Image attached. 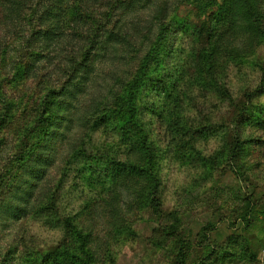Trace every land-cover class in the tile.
<instances>
[{"label":"rangeland","instance_id":"374dc122","mask_svg":"<svg viewBox=\"0 0 264 264\" xmlns=\"http://www.w3.org/2000/svg\"><path fill=\"white\" fill-rule=\"evenodd\" d=\"M156 1L179 3L158 61L137 87V47L118 61L99 40L82 91L78 78L65 91L71 104L78 98L74 107L52 126L37 109L46 86L65 81L55 59L37 61L45 78L38 87L14 69L15 51L2 64L0 264H43L49 251L75 246L66 220L88 235L91 264H264V42L228 53L209 74L196 56L203 18L189 21L183 0H134L125 19L144 24ZM204 4L213 11L210 0H198L190 15ZM108 7L112 16L123 9ZM261 12L264 21V0ZM95 100L110 103L108 122L93 125V112L83 125L79 115ZM135 122L155 150L160 187L153 202L137 200L130 193L136 185L116 187L106 173V157L127 158ZM236 138L242 149L232 158Z\"/></svg>","mask_w":264,"mask_h":264},{"label":"trees","instance_id":"16d2710c","mask_svg":"<svg viewBox=\"0 0 264 264\" xmlns=\"http://www.w3.org/2000/svg\"><path fill=\"white\" fill-rule=\"evenodd\" d=\"M109 1L0 0V71L5 59L15 51L17 60L13 62L14 69L27 80L36 81V87L43 85L45 79L44 76H39L44 67L43 62L40 64L38 60L55 59L53 70L65 78L58 89L52 87L51 83L46 86L45 99L37 109L38 116L48 114L46 120L50 126L61 113L74 107L73 101L76 102L78 98H73L71 104L70 101L63 99L68 96L65 91L74 78L79 79L74 84L75 89L78 92L82 91L80 81L83 78L86 81L95 68L99 55L95 49L99 40H103V51L110 52L108 47H112L113 57L118 61H126L133 52L130 47H137L138 58H135L138 60V67L132 78V84L137 87L139 80L146 74V68L158 61L160 52L157 55L156 48L163 45L165 30L170 21L167 18L171 19L170 12L172 13L179 3L156 1L148 20L141 24L137 20L129 22L125 19L130 9L134 8L132 6L134 0H113L114 3L123 6L121 13L116 16L110 13L111 7L108 6L113 2L108 4ZM196 1L198 0H189L188 3L183 0V4L189 5L186 16L189 21L193 18H203L200 27L195 30L201 45L196 56L200 59V67L209 74H213L228 53L239 55L236 51L245 50L246 53L254 51L264 42L262 0H210L213 3L212 12L207 8L209 6L204 4L202 14L199 11L190 15ZM92 2L95 3L93 6ZM108 25H111V28H107ZM143 31L146 32L145 35ZM107 41L113 44L110 46ZM116 44L124 45L125 50L117 52ZM91 106L79 115L83 125L90 121L93 112L96 113L94 122L92 120L93 125L107 123L104 111L109 110L110 103L104 104L95 100L92 108ZM129 114L131 118H135L133 112ZM130 125L135 127L136 134L132 133L133 138L127 150L128 156L123 161L106 157V173L115 182L116 187L124 186L130 192L133 185H136L137 190L134 189L133 193H130L137 200L152 199L153 202V197L158 196L160 187L155 150L143 127L136 122ZM47 127L46 123L44 130L48 133L50 128ZM241 149L242 142L236 138L230 150V157H236ZM65 226L67 232L72 235L75 246H64L49 251L45 255L47 263L44 261L43 264H91L93 256L87 244L88 235L83 234L70 221L66 220Z\"/></svg>","mask_w":264,"mask_h":264}]
</instances>
